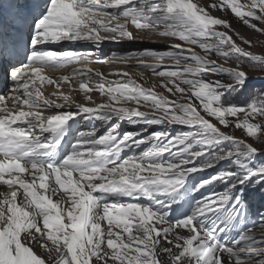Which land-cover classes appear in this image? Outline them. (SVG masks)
I'll list each match as a JSON object with an SVG mask.
<instances>
[{
  "label": "snow or ice",
  "instance_id": "1",
  "mask_svg": "<svg viewBox=\"0 0 264 264\" xmlns=\"http://www.w3.org/2000/svg\"><path fill=\"white\" fill-rule=\"evenodd\" d=\"M213 11L264 35V0H0V264H264V41Z\"/></svg>",
  "mask_w": 264,
  "mask_h": 264
},
{
  "label": "rangeland",
  "instance_id": "2",
  "mask_svg": "<svg viewBox=\"0 0 264 264\" xmlns=\"http://www.w3.org/2000/svg\"><path fill=\"white\" fill-rule=\"evenodd\" d=\"M200 2L206 5V4H208V3L210 2V0H200ZM211 14L214 15V16L221 17V18L226 19V20H230V22H231V24H232V27H233L237 32H239V33L241 34V36L245 37L246 39L253 40V41H255V40H261V41H264V35H261V34H259V33H256V32L253 31V30H250L247 26H243L240 22L237 21V19L233 18V17L231 16L230 13H222V12H220V11H213ZM233 38L236 39L235 36H234ZM165 42H166V41H163V40H157V42H155V43L164 44ZM237 42L240 43L239 40H237ZM113 45H115V44H113V43H109V44H107V46L104 48V51L107 52L106 55L110 56L112 53H114V52L117 53V52H118V50H117L115 47L113 48ZM121 46H122V45H121ZM243 46L247 47L246 45H243ZM133 48H135V49H137V50H143V49H145V48H155V49H157V46L152 47V46H150V45L140 44V47H138L137 45H135V46H133ZM123 49H125V48H123ZM130 50H132V47H130V46H128V48L125 49V51H130ZM250 50H252V51H254V52L258 53V54H264V47H261V46H259V45H256L255 47H253V48L250 49ZM94 52H95V50H94ZM110 53H111V54H110ZM149 62H151V63H155V61H149ZM165 62H170V63H172L171 61H165ZM114 68L117 70V69H121V68L124 69L125 67L122 66V67L120 68V67L116 66V67H114ZM126 69H127V68H126ZM126 69H125V70H126ZM129 69H130V70H134V72H136V71H140V69H137V68H134V67H129ZM138 73H139V75H141V72H138ZM135 74H136V73H135ZM249 75H250V76H259L260 73H258V72H251V73H249ZM137 77H139V76H137ZM152 78H153V79H152ZM155 78H156V79H155ZM143 80H148L149 82H152V83L159 82V80L157 79L156 76H154V75H149L148 72H144V73H143ZM141 82H143V81H141ZM147 86H148V85L146 84L145 87H147ZM53 90H54V89L46 90V91H45V94L48 95V94H50ZM65 90H67V87H65ZM157 91H163V89H159V88H158ZM74 94H75V93H73V95H74ZM165 95H167V93H165ZM77 101H79V100L77 99ZM82 131H86V130H83V129H82ZM235 134H236L238 137L241 135V133H240L239 131H237ZM256 231H259V229H256Z\"/></svg>",
  "mask_w": 264,
  "mask_h": 264
},
{
  "label": "bare ground",
  "instance_id": "3",
  "mask_svg": "<svg viewBox=\"0 0 264 264\" xmlns=\"http://www.w3.org/2000/svg\"><path fill=\"white\" fill-rule=\"evenodd\" d=\"M121 45H122V43H121V44H118V46H116L115 48H116V49L125 50V49H123V48H125V45H122V46H121ZM137 46L140 47V45H137ZM164 64H165V65H170L171 63H170V62H164ZM118 67L121 68L122 65H119ZM124 67H125V66H124ZM113 68H114V67H113ZM126 68H127V67H125L124 69H126ZM115 70H116V69H115ZM117 70H118V69H117ZM152 79H153V78H152ZM155 79H156V78H155ZM157 79L159 80L160 78L157 77ZM76 95H77V94H76Z\"/></svg>",
  "mask_w": 264,
  "mask_h": 264
}]
</instances>
